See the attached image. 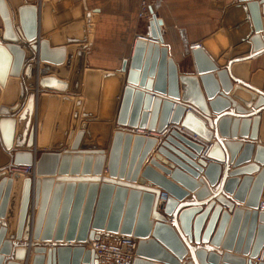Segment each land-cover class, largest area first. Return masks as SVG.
Masks as SVG:
<instances>
[{
    "label": "water",
    "instance_id": "water-1",
    "mask_svg": "<svg viewBox=\"0 0 264 264\" xmlns=\"http://www.w3.org/2000/svg\"><path fill=\"white\" fill-rule=\"evenodd\" d=\"M65 1L0 0V166L10 162L34 167L33 176L25 178L8 167L0 169V264H23L27 247L34 253L31 264H95L94 252L82 243L101 232L137 239L132 264H246L233 249L249 253L247 264H264L252 261L264 247V168L253 163L226 174L228 165L250 160L253 142L233 139L238 134L256 138L264 120V72L250 76L249 68L245 71L248 63L243 61L250 56L220 60L224 68L213 61L230 43L232 56L250 48L253 56L264 52V0L229 5L221 20L227 34L215 31L194 49L189 50L191 44L181 34L183 57L190 58L197 77L178 72L164 43L163 20L149 6L147 34L134 39L131 56L119 69L85 67L86 28L93 26L98 11L84 13L79 4L80 33H66L57 22L46 27L45 18L57 19ZM39 22L44 33L56 31L38 37ZM54 37L59 44H50ZM246 39L249 43L241 44ZM35 60L43 62V77L37 81ZM50 70L57 77L46 76ZM233 78L252 91L233 85ZM36 82L41 89H68L71 94L41 95L40 102L51 99L60 106L49 124L40 115L39 143L45 132L52 134V141L34 159ZM250 104L253 110L248 111ZM111 121L116 127L105 157L107 143L85 144L89 122ZM178 124L206 142L215 140L207 146ZM122 127L166 133L160 138ZM259 133L254 162L264 166L263 127ZM40 144L44 149L46 143ZM221 166L224 173L212 194L209 186L217 185ZM191 192L198 200L211 198L182 202ZM188 251L191 261L181 263ZM12 254L15 261L8 258Z\"/></svg>",
    "mask_w": 264,
    "mask_h": 264
},
{
    "label": "crops",
    "instance_id": "crops-1",
    "mask_svg": "<svg viewBox=\"0 0 264 264\" xmlns=\"http://www.w3.org/2000/svg\"><path fill=\"white\" fill-rule=\"evenodd\" d=\"M36 1L37 0H34L35 3ZM77 1L82 3L84 7V13H86L87 11H92V10L98 11L94 13L95 18H94L93 23H91L93 26H91V28H86V32L88 35V41L87 43H83L87 45V47L85 48L84 66L99 69L101 71L119 69L122 61L124 59L130 58L131 56V51L133 48V44H131L132 38L134 39L137 36H144L147 34V28L139 29L138 23H137L138 20H136V13H137L138 5H139V0H77ZM146 1L148 3V6L152 7L154 12L158 15V17H160L163 20V25L161 26V29L163 31L164 43L169 46L170 55L174 58L175 62L178 65V72L184 73V74H191V75H194L195 77H197V74L194 72L193 66L190 69H183L181 64L179 63V59L183 58L184 56L183 46L181 43V34L183 33L184 35L187 36L188 41L191 42V45H195L199 43L201 39L206 38L207 36L211 35L215 31H218V30L225 31L224 27L221 25V20L223 18L226 8L229 5H232L234 3H243V4L247 3L246 1L238 2L237 0H146ZM261 7H262V4H260V9ZM38 17H39V12H38ZM149 17L150 15H148V19ZM85 19H86V16H85ZM242 19L243 18H241L240 20L238 19L236 22L239 23L240 25L242 23L241 22ZM87 26H88V23H87ZM147 26H148V21H147L146 27ZM56 28L48 30L47 32L44 33L40 28V22H39L38 37H46V35L53 34L56 31ZM225 33L227 34L226 31ZM56 38L54 37V41H51L50 44H59L60 42H58L57 41L58 39L56 40ZM226 39L230 43V39L228 35L226 36ZM243 43H249V40L246 39L245 41L241 42V44ZM241 44H238V46ZM232 50H233V46L230 43V46L226 50H224L223 54L219 56L217 60H213L215 64L218 66V68L226 67V64L221 66L218 63L220 60H224L225 62H230L235 59H240V58H245V57L250 56V58H246V60L243 61V64L248 63V67L245 66V71H247L249 68L250 76L254 73H257L258 71L264 72V52H262L261 54L257 56H253V53L251 51L252 48H250V50L246 52L232 56L233 54L231 52ZM225 54L227 57L223 59V56ZM33 55L35 56V52H33ZM41 64H43V62H36V60L33 62V65L35 68L34 77L36 81L40 77H43L40 75V72H39ZM47 65L53 68L60 67V66H53L51 64H47ZM46 76L57 77L52 70H50L48 74H46ZM237 79L239 78L232 79L233 85H240L241 87L246 88L245 86L238 84L237 81L240 82V80H237ZM67 81L69 82V80ZM246 83L248 84L249 82H246ZM123 84H124V79H123L122 85ZM1 88H0V93H1ZM36 88L38 89V92L35 98L34 116H33V122H35V139H34V145L31 148L36 151L34 153V159H36V157L38 156V153H37L38 150H49L50 144L52 141V134L45 132L44 134H42V137L40 138V143H46V146L44 149H41L40 147H38L41 145L39 143V137H38V127H39L40 115L41 114L43 115L44 113L43 118L47 121V124H49V121H50L49 116L51 115L52 111L54 110L55 117H56L58 108L60 106V101H58L57 105L54 106V101L51 99L40 102V97L42 94H45L48 92H57V91L41 89L37 85V82H36ZM246 89L249 91H252L249 88H246ZM57 93H59L60 95L64 93L71 94L68 91V89L65 92H57ZM120 99H121V93L117 97L118 104L120 102ZM251 110H253L252 104L248 106V111H251ZM228 111H233V108H230ZM194 113L195 115H198L196 112ZM13 114H16V112H14ZM13 114H10V115H13ZM54 122H55V118H54ZM205 122L207 124V121ZM89 123H90L89 125L91 126L87 134L88 142L86 141L85 145L88 144L92 147H95L102 143H107L106 145L107 147L105 149L108 150V148L110 147L111 139H112V133L114 131V128L116 127L114 121H112L108 125H105L103 123L93 124L94 122H89ZM170 126H171V123L169 122L168 127ZM177 126L183 132L187 133L188 135H190L197 141H200L207 146H209L210 143L215 140L214 138H212L210 142H206L202 140L200 137H198L197 135H195L194 133L181 127L180 124H178ZM122 128L125 130L132 131L133 134L142 133L144 135H157L160 138L163 137L166 133V130H164V132L159 133V134H156L155 131L149 132L147 131V127L145 129H138L137 127L136 128L122 127ZM260 128H261V119L258 124V131H257L256 138L250 139L249 136H247L246 138H240L238 137L239 135L238 134L237 137L233 139V140L240 139L243 141H251L253 142L254 147L252 149L250 160L248 162L241 163L235 167L232 165H228L226 174L234 170L242 169L245 166L249 164H253V163L256 164L260 169L264 168L262 164L258 162H254L255 157H256L257 146L260 145V133H259ZM61 137L62 135H60V137L56 139L55 141L58 142L61 139ZM230 139L232 138H228V140ZM81 145L82 144H80V146ZM16 149L17 148H13V151ZM153 152L154 150H152V153ZM107 155L108 154L106 153V157ZM203 156H206V153ZM10 165L12 164L9 162L8 164L0 166V169L4 167H8V171L10 172L11 171L9 168ZM144 165H148V163L145 162L143 166ZM154 169L158 171L159 173L163 174L157 168L154 167ZM142 170H143V167L141 171ZM140 173L138 177H140ZM223 173H224V170L222 167V169L220 170L217 185L214 187L209 186V189L212 194L218 187V184L220 183V179L222 178ZM103 175H106L105 165L103 167L102 176ZM28 176L31 177L32 174ZM200 177L204 178L202 173H200ZM238 177L241 179L242 175ZM166 178L169 179V176H166ZM151 187L157 188L154 185H152ZM210 198H211V195L204 198L203 200H198L195 198L194 193L191 192L182 200V202L191 201L193 203H198V202L206 201ZM260 203H264V189H263V192L260 198ZM235 204L237 206L239 205V207H244L243 204H239L236 201H235ZM12 242L17 243V244L23 243V242H18L15 239H12ZM190 245L195 246L193 242H191ZM204 245H207V247H210L212 250L218 251L220 253L224 251L220 247H214L210 244H204ZM231 253L238 255L239 257H242L244 261L246 262V264H247V261L250 260L249 253L243 255L242 251L239 250V251L234 252V249L232 250ZM28 255L30 259L33 255L31 249L29 250ZM5 258H7V256H5ZM8 258L14 261L16 260L14 259L13 254ZM188 261H191L189 251L187 252V254L184 256V258L180 262L185 263ZM252 261L254 262L264 261V247L261 249L259 256L257 258L252 259ZM153 263L163 264L160 262H153Z\"/></svg>",
    "mask_w": 264,
    "mask_h": 264
},
{
    "label": "built area",
    "instance_id": "built-area-1",
    "mask_svg": "<svg viewBox=\"0 0 264 264\" xmlns=\"http://www.w3.org/2000/svg\"><path fill=\"white\" fill-rule=\"evenodd\" d=\"M190 48L192 49V46H190ZM33 169V166L27 165L12 166L10 167V172H18L27 176L32 174ZM260 208H264V203H261ZM82 244L85 248L94 252L95 264H132V261L136 257L137 239L133 236H125L120 233L101 232L97 239H87ZM27 249L26 260L24 261L30 264L28 255L30 247H27Z\"/></svg>",
    "mask_w": 264,
    "mask_h": 264
},
{
    "label": "rangeland",
    "instance_id": "rangeland-1",
    "mask_svg": "<svg viewBox=\"0 0 264 264\" xmlns=\"http://www.w3.org/2000/svg\"><path fill=\"white\" fill-rule=\"evenodd\" d=\"M80 3L81 2H79L77 0L65 1L63 6L61 7L59 13H58L57 19H55L54 17L45 18V20L47 21L45 24L46 27L53 25V23L57 22L59 27L61 29H64V31H66V33H70V34L72 32L80 33V29L82 26V20L80 17L81 12H82V8L79 7ZM147 5H148V3L146 0H139V5L137 8V13H136V20H138L137 23H138L139 29L140 28L141 29L147 28L146 25H147V21H148V15H150L149 11L147 10ZM55 9H56V6H55ZM147 31H148V29H147ZM134 39L132 38L131 44H133ZM190 44H191V42H190ZM179 63L181 64L183 69L192 68V64L190 62L189 57L180 58ZM242 70H243V67H242ZM111 122H102V123L108 125ZM23 264H28V263H26V261H23Z\"/></svg>",
    "mask_w": 264,
    "mask_h": 264
},
{
    "label": "bare ground",
    "instance_id": "bare-ground-1",
    "mask_svg": "<svg viewBox=\"0 0 264 264\" xmlns=\"http://www.w3.org/2000/svg\"><path fill=\"white\" fill-rule=\"evenodd\" d=\"M148 37V36H147ZM151 38V37H150ZM150 38H147V41H149L150 40ZM88 41V40H87ZM85 43H87V42H85ZM156 43H158V42H156ZM192 46V49H194L195 47H197L196 46V44L195 45H191ZM189 49L191 50V48L189 47ZM235 63V62H234ZM1 88V87H0ZM120 103V102H119ZM118 106H119V104H118ZM118 108V107H117ZM118 110V109H117ZM116 110V111H117ZM206 123V122H205ZM116 125V124H115ZM263 127V130H264V120H261V128ZM260 128V129H261ZM260 131V130H259ZM114 132V131H113ZM261 133H262V131H261ZM113 134V133H112ZM211 144V143H210ZM110 148V147H109ZM109 148H108V150H106L105 149V157H106V153L108 154V152H109ZM33 174H34V169L32 170V176H33ZM24 176V175H23ZM25 177H28V175L26 176H24V178ZM22 184V183H21ZM21 186V185H20ZM21 189V188H20ZM262 209H264V208H262ZM34 215H35V211H34ZM34 217L35 216H33V218H32V220H34ZM33 253V252H32ZM33 255H34V253H33ZM33 255H32V257H33ZM32 257L29 259V262H30V264H31V260H32ZM23 263V262H22Z\"/></svg>",
    "mask_w": 264,
    "mask_h": 264
}]
</instances>
